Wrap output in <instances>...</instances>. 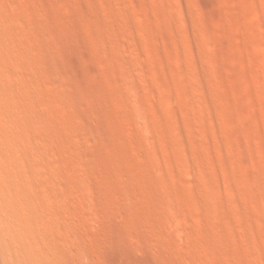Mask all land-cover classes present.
I'll use <instances>...</instances> for the list:
<instances>
[{
  "label": "rangeland",
  "instance_id": "1",
  "mask_svg": "<svg viewBox=\"0 0 264 264\" xmlns=\"http://www.w3.org/2000/svg\"><path fill=\"white\" fill-rule=\"evenodd\" d=\"M109 1L9 0L0 14V33L13 31L24 37L29 54L42 58L45 65L39 84L22 72L11 53H0V110L18 114L21 120L8 129L24 131L34 114L54 113L63 139L80 149L88 169L85 194L93 196L107 214L106 221L94 226L81 222L72 228V242L60 229L48 227L36 211L40 197L27 194L18 184L40 178L29 170L36 160L29 150L38 142H15L8 133L3 141L15 142L25 154H15L0 142V264H250L233 248L210 250L203 239L192 251L193 259L183 260L157 231L153 207L143 194L149 186L143 153L149 143L164 147L166 139L176 141L179 136L170 129L164 140L156 127L152 142L140 141L143 127L129 116L127 102L140 101L152 117L159 111L193 140L197 157L193 172L163 155L170 180H177L184 190L190 191L194 175L221 182L227 155L211 138L209 117L195 118L194 105L189 103V97L198 95L188 87L192 62L183 25L169 20L159 0H114L124 13L122 20L112 17ZM194 1L202 27L215 46L216 87L230 109L228 130L235 135L239 171L246 190L258 196V202L264 201V60L254 57L264 54V0ZM124 24L136 29L139 41L129 39L127 50L118 51L116 29ZM139 49L155 71V96L141 78L135 76L133 88L123 77L127 62ZM240 69L247 71L248 81L241 80ZM136 83H141V90ZM244 95H249L253 111L247 110ZM13 98L21 101L19 107L8 102ZM28 133L35 135V130L29 127ZM173 169L181 174L179 179L172 175ZM160 172L153 169L155 179ZM254 212L257 236L264 240V211L258 214L256 208ZM195 226L199 228L196 222ZM81 234L90 247L74 256L83 242Z\"/></svg>",
  "mask_w": 264,
  "mask_h": 264
},
{
  "label": "bare ground",
  "instance_id": "2",
  "mask_svg": "<svg viewBox=\"0 0 264 264\" xmlns=\"http://www.w3.org/2000/svg\"><path fill=\"white\" fill-rule=\"evenodd\" d=\"M159 1L166 9L169 20L176 24L181 23L188 35L185 47L192 62L188 72L190 76L188 87H192L198 95L197 98H188L189 103L194 105V117L200 118L203 115L204 118L209 117L211 138L227 157L223 160L226 170L222 183L206 181L194 175L189 184L190 191L184 190L177 180H170L171 173L163 165L165 157L163 155L171 156L173 163L184 167L188 172H193L191 165L197 160L191 147L193 140L191 142L179 127H173L169 118L159 111L152 117L139 103L140 101L137 102L135 99L136 101L127 102L129 116L143 127L138 134L140 141H153L156 127L162 130L164 140L168 135L166 131L170 129L179 136L176 141L166 139L164 147L149 143L150 146L146 147L143 153L147 159L143 171L149 180V186L143 194L147 195L153 207V219L157 222L156 229L162 239L175 249L178 257L183 260L193 259L192 251L197 248L199 239H203L210 250L217 247L233 248L250 264H264V240L257 236L254 225V211L257 208L258 214L262 213L264 201L258 202V196L255 195L257 198H254L246 190V181L238 168L239 153L235 146V135L233 131L228 130L230 109L228 104H223L221 94L216 87L219 70L212 58L215 46L202 27L194 0ZM8 3L9 0H0V14L6 10ZM107 6L112 12V17L122 20L124 13L117 2L111 0L107 2ZM116 34L118 41L115 48L118 51L126 48L125 42L129 39L134 42L139 41L136 29L129 24L116 29ZM28 48L29 44L25 38L15 32L0 33V53L2 51L11 53L19 62L22 72L29 77L32 76L40 84L44 78V60L31 56ZM259 55L256 54L254 57L264 60V54ZM127 63L123 74L125 80H129L134 88L135 76L138 80L141 78L142 82L146 83L144 87L152 94L155 93V71L143 58L142 51L139 49L135 58ZM238 74L241 80L248 81L246 70L240 69ZM140 84H137L139 89ZM27 88L30 90V85ZM244 96L249 102L247 110L253 111L249 95ZM8 102L14 103L17 107L21 105V101L17 98L9 99ZM20 121L18 114L0 110L2 126L0 142L4 148L15 154H25L15 147V142L37 140L38 143L29 150L30 154L33 153L36 157V160L29 164V170L40 178L18 184L27 194L40 197L41 203L36 211L44 218V223L53 229H60L68 242H72L71 230L81 222L84 226H94L97 222L106 221L107 214L97 205L96 199L85 194L83 180L88 169L83 162L80 149L74 148L63 139L59 124H56V115L52 112H39L27 119L24 131L10 132L8 127L16 126ZM29 127L35 130V135L25 134V130ZM8 133L14 135L15 142L3 141V136ZM9 163L10 160H7L6 164ZM154 168L161 170L158 179L153 176ZM172 175H175L176 179L181 176L174 169ZM254 201L256 208L253 206ZM195 222L199 228L195 226ZM80 238L83 242L73 251L74 256L84 254L90 247L84 241L83 234Z\"/></svg>",
  "mask_w": 264,
  "mask_h": 264
}]
</instances>
